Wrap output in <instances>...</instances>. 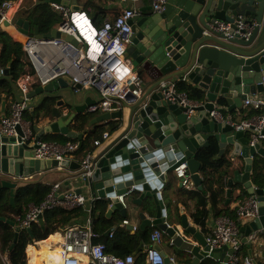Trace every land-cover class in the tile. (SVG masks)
I'll return each mask as SVG.
<instances>
[{
    "label": "water",
    "instance_id": "95a60500",
    "mask_svg": "<svg viewBox=\"0 0 264 264\" xmlns=\"http://www.w3.org/2000/svg\"><path fill=\"white\" fill-rule=\"evenodd\" d=\"M57 1L73 10L83 9L78 0ZM142 10V16L132 19L131 43L126 53L138 70L140 81L136 91L128 96L127 115L121 109L98 117V121L117 117L121 122L112 140L94 154V172L86 183L98 197L111 201L109 214L119 209L124 217L130 215L127 204L119 200L124 195L125 202L130 200V204L138 206L136 215L141 230L152 227L162 230L166 245L156 243L153 247L162 252L166 264H175L169 253L174 250L191 252L195 256L191 264H199L209 250L205 235L191 226L186 217L179 228L171 224V209L165 197L173 193L174 168L184 162L188 164L186 172L202 188L208 169L202 160L203 149L213 141L220 148L219 156L227 151L232 155L226 164L229 197L238 189L259 200L260 216L241 226L243 244H253L247 236L264 229V186L256 187L253 179L264 148L259 143L250 146L246 132L211 115L214 109L222 113L233 111L250 95H264V0H169L164 12L155 13L152 6ZM240 19L252 27L248 37L237 32L246 31L238 28ZM222 21L231 23L229 29H221ZM36 33L37 37L71 39L56 29L46 35L36 29ZM2 73L8 75L9 68L0 70V76ZM172 81H180L197 92L201 99L196 100L198 106L185 107L166 98L169 85L163 83ZM77 87L81 89L80 85ZM65 88L74 90L69 76L39 86L33 95L47 92L58 97ZM33 95L31 92L30 97ZM57 102L61 104L64 100ZM93 102L68 105L67 118L57 106L52 112L46 110L37 122H31V136L23 143L20 142L24 133L20 129L17 135L0 136V189H11L13 205L14 190L25 180H15L7 173L22 177L45 170L47 165L58 166L55 159L49 163L36 157V141L61 134L79 140L81 147L83 133L72 130L70 124L77 113L84 112ZM63 165L68 166L67 162ZM39 224H44L43 216ZM27 231L31 232V228ZM18 237L17 231L13 245ZM144 246L141 243L138 251ZM223 256L219 251L213 252L215 260L221 262Z\"/></svg>",
    "mask_w": 264,
    "mask_h": 264
},
{
    "label": "built area",
    "instance_id": "2783aa9c",
    "mask_svg": "<svg viewBox=\"0 0 264 264\" xmlns=\"http://www.w3.org/2000/svg\"><path fill=\"white\" fill-rule=\"evenodd\" d=\"M118 5L119 12L112 17L107 15L101 26H96L92 17L84 9L73 10L60 1L50 0V4L61 14V21L56 30L71 37H37L28 36L23 43L27 58L34 67V72L27 70L16 80L19 96L12 102L11 112L0 119V136L17 135L19 129L24 133L23 143L31 136L30 126L24 116L30 108V93L34 84L44 86L61 76L71 78V86L76 90L92 89L96 93L95 101L87 107L91 113H111L120 111L128 101L131 91H136L138 74L130 59L127 58V47L131 43L132 19L144 14L141 0H110ZM169 0H151L153 12L161 13L167 9ZM17 0H0V25L10 20V14L15 10ZM231 23L220 22L221 29H229ZM239 29L242 36L248 37L251 26L244 24L240 19ZM0 69L3 68L0 66ZM177 82L163 83L169 85L165 97L185 107L198 106V102L191 99L186 92L177 89ZM81 86V89L77 87ZM244 106L257 113L235 120L231 115L225 116L214 109L211 115L220 122L233 125L237 130L246 132L249 136V145H264V96L250 95L243 101ZM191 112V108H189ZM116 134L104 132L102 138L95 140V148L109 143ZM36 157L46 160H57L60 163L78 151L79 142L68 140L58 142L39 139L36 141ZM95 149L85 154L78 170V178L86 182L94 172L93 157ZM187 162L174 168V174L185 187H192L194 182L186 172ZM61 184H54L47 197L40 204H31L29 210L18 225L19 229L31 228L39 223L40 216L48 210L64 208L67 210L84 208L88 215L84 223H70L66 227L51 233L54 246L59 248L60 264H166L162 252L154 244L162 243L163 232L155 230L150 237L142 260L129 253L118 256L107 251L104 242L96 241L99 236L94 230V205L88 207V198L78 191L63 192ZM119 200L125 205V196ZM111 206V203H110ZM260 216V205L257 197H245L236 208V216L219 215L214 220V227L210 234L205 236L209 250L199 259V264L213 259V252L223 253V261L215 260L216 264H259L252 255L242 252L243 242L241 226ZM127 220L125 221V223ZM264 229L250 233L247 237L252 243H260L264 258ZM112 236V234H111ZM37 243V242H36ZM35 243V244H36ZM226 248V249H225ZM191 260L195 256L190 252ZM30 257L28 256V264ZM52 259V258H51ZM171 262L178 264L176 258L170 256ZM54 263V262H52ZM58 264V263H57Z\"/></svg>",
    "mask_w": 264,
    "mask_h": 264
},
{
    "label": "crops",
    "instance_id": "0c3cea01",
    "mask_svg": "<svg viewBox=\"0 0 264 264\" xmlns=\"http://www.w3.org/2000/svg\"><path fill=\"white\" fill-rule=\"evenodd\" d=\"M41 1L42 0H17L15 10H13L10 14V20L0 25V29L7 32L14 41L20 42L23 46L24 40L28 36H31V35L37 36L36 29L39 30V28L32 23V18L35 13V10L37 9V6L39 5V3H41ZM45 1H47V3L50 6V9H49L50 12L61 17L60 12L54 9L52 5L50 4V0H45ZM78 4L84 10H86L89 15H90L89 11L94 12L96 10L97 12H102L104 9V11L106 10V13H107L106 16L111 15L112 17H114L119 12V9H120L117 4L112 3L110 0H78ZM140 4H141V7L143 8L151 6V0H141ZM59 22H55L51 29L52 30L55 29ZM39 33H41L40 30H39ZM41 34L46 35V33H41ZM1 48L2 46L0 45V52H1ZM23 49H24V46H23ZM24 62L26 63V66H27V67L25 66V69L31 70V66L33 65L31 64L27 56L25 57ZM5 68H9V74L7 75L5 73H2V75L0 76V86H3L5 83L9 81V77L11 73L10 65H8V67H5ZM5 68H3L2 70H4ZM135 71L137 72V69H135ZM138 77H139V74H138ZM139 81L140 79H138V83ZM11 85H12V88L8 86L7 88H4V90H2L0 93V119L3 115L10 114L12 102L19 96L16 81L11 83ZM39 86H40L39 84L33 85L32 91H31L32 95L36 93L35 91ZM186 91L189 92V89H186L183 92H186ZM190 91L193 93V96L195 97L193 98L195 101L196 100L201 101V99L198 97L197 92L193 90H190ZM60 99L64 100V103L57 104L58 103L57 101L58 100L60 101ZM95 99H96V93L92 89H82L79 91H76L74 89L72 91L68 88H65L60 92V95L58 97L50 96L47 92L43 94H35L31 97L30 108L25 113L24 118L27 124L30 126L31 122H35V121L37 122L38 116L43 114L46 110H48V106L51 107L49 109L50 112H52L53 107L57 106V109L63 113L65 118H67L68 105L75 103L77 104V106H84L87 102L90 103V101L91 102L95 101ZM46 100H49L51 103L48 106L46 105L44 107L43 104L46 102ZM71 107H73V105H71ZM226 108H228V105L226 106ZM122 110L124 111L126 115L128 114L129 109L127 107V104L123 106ZM251 112H253V114L257 113L255 110L249 107H246L244 106V104H242L241 106H237L235 109H233V111L226 110L223 114L225 116L231 115L235 120L239 121L243 118L248 117V114ZM81 113H89L91 115V118L89 120L88 127H87L88 130L90 131H94L96 128L100 126H105L108 129L109 127L108 125L110 124V122H115V123L118 122V124L121 122V119L119 120L117 117H113L108 120L98 121V117L102 115L103 113H100V112L91 113L87 109H85L84 112L77 113V116ZM70 127L72 130L83 133V138H84L85 136L84 132L81 130H77L73 126V123L70 124ZM61 136H64V135L51 134V135H47L44 138L48 140H56L57 138H60ZM75 140L79 142V140L77 139ZM82 145H83V142H82ZM105 145L106 144H103L101 146H97L96 148H94L95 149L94 153L100 151ZM262 146L264 148V145ZM90 147H93V143L90 144ZM212 147H215L214 149L216 151L215 153L216 163H219L221 160H225L226 162V160H228L230 156L232 157V155H229L228 151L227 153L219 156L220 148L216 141H213L210 144V146H208L207 148L205 147L203 151H207L209 148H212ZM88 150L86 147L85 148H82V146L79 147L78 151H76L71 156H69L68 159L63 161V162H67L68 166L63 165V162L60 163L58 166H55L53 164L47 165L45 170H41L39 172H35L33 174H29L28 176H22V177L21 176L14 177V175L7 173L8 176L14 178L15 180L24 179L25 181L23 183H19L16 189L14 190L15 192V204L14 205L10 201V197H11L10 188H1L0 195L4 194V199L6 198L9 199L10 203L13 206H16L17 204L16 193L21 188H25L29 190L31 189L38 190L39 188L49 187L51 189L54 186V184H61L60 190L63 192H70V191L82 192L88 198V207L89 206L91 207V203L94 205L93 199L95 197H97V200L95 201L94 208H96L97 205L99 206L101 203L106 204L107 202H109L107 206V212L105 213V218L108 223H106V221L104 222L102 221L105 224L104 225L105 230L103 233H101L103 236L100 235L99 238H101L100 241L103 239L102 242L108 245V248L112 254L118 255L120 254L121 250H124L128 246V245L126 246L125 240L132 238L140 229L141 221L138 220V217L136 215L138 206L130 204V200H126V204L129 207V211H130L129 216L124 217L121 210L119 209H116L112 213L109 214L111 201H109L108 198L98 197L94 189L90 185L88 186L86 182H83L81 179H79L77 175L78 170L80 169L78 164H81V161ZM259 159L262 160V162H264L263 161L264 156H260ZM50 161L51 160H49V163ZM241 169L244 172L243 167ZM210 170H211V167H210ZM220 171L216 172V177H215V179L219 178L220 173L224 175L223 179H221L223 181L222 182L223 191L219 195L220 201L218 203V206L212 203V199H213L211 196L212 192L210 189L207 188V185H205L204 177H203L202 188H199V186H197L195 183L193 184L192 187H185L184 185H182V183L180 182V180L177 178V176L174 174V171H173V176H172L173 193H171L169 197H165V201L168 207L171 209V211L169 212V214L171 215L170 217L171 224L178 226L179 228L181 226L182 219L186 217L191 226L195 227L197 230H199L201 233L207 236L213 230L214 220L216 217L222 214L233 216V217L236 216L237 205L240 203L241 200H243L245 197L249 196L250 194H248L245 190L240 191L238 189H235L233 190L231 197H229L228 195L229 187L227 183L228 178H229V175H228L229 173H227L226 170L224 171L220 170ZM255 186L257 187L258 185H255ZM205 200L206 202L204 203ZM204 209L208 211V215L206 218L207 221H206L205 226L198 223L195 219V214L199 210H204ZM84 210L86 211L88 215V211L86 209ZM217 210H220L222 213H217ZM92 213L94 216V222L98 223V226L101 227V216L102 215L100 211L98 213V216L97 214H95L94 211ZM19 216L20 215H17L16 219H18ZM126 220L127 222L125 223ZM0 221L9 223L15 230V235L17 231L20 234L21 229H19L18 225L14 221L7 219V217L5 216H0ZM130 225H134V227H130ZM110 229L112 230L109 233H107ZM157 229L159 228L152 227L148 229L149 235H150L149 238L151 237L152 233H154L155 230ZM0 233H1V229H0ZM41 241L34 240L33 243H30L28 245L34 244L36 242L38 244ZM141 243H144L145 246L143 249H140L138 251ZM166 243H167V240L163 233L161 244L166 245ZM15 245H13L11 249H13ZM148 245L149 244L143 240L140 242L139 246L135 248V250L133 251V254L136 253V256L138 257L139 261L142 260V257L144 256V253ZM244 246L245 247L242 250L243 253H245V251H248V253H245V254L252 255L259 264H264L263 249L260 243H254L251 245L245 244ZM2 248H3L2 241L0 238V264H10V261H9L10 249L3 251ZM39 248L40 250H38V252L41 251L43 254L51 252L49 249H45L41 247L40 245H39ZM250 250H252L251 254H250ZM169 253L171 256L176 258V261L178 264H191L192 263V260H191L192 256L189 251L177 253L174 250V251H169ZM28 256L29 254L27 252V247H26V257H27L26 264H28ZM29 264H30V259H29Z\"/></svg>",
    "mask_w": 264,
    "mask_h": 264
},
{
    "label": "trees",
    "instance_id": "16d2710c",
    "mask_svg": "<svg viewBox=\"0 0 264 264\" xmlns=\"http://www.w3.org/2000/svg\"><path fill=\"white\" fill-rule=\"evenodd\" d=\"M2 1V0H1ZM50 6L47 3V1L42 0L41 3L37 6V9L35 10V13L32 18V23L37 26L41 33H50L52 31V27L55 22L61 21V17L58 15L50 12ZM90 15L93 18L94 23L96 26H101L105 16H106V10L102 12H97L96 10L94 12L89 11ZM33 36V35H32ZM0 45L2 46L1 52H0V66L5 68L10 65V77L9 81L5 83L3 86H0V93L4 88H7L8 86L12 88L11 83L15 82L17 78L27 71L25 69L26 63L24 62L25 57L27 56V53L25 49H23V46L20 42L14 41L11 36L5 32L4 30L0 29ZM11 62V64H10ZM27 67V66H26ZM34 72V67L31 66V70ZM11 81V82H10ZM177 89L179 91H185L188 89L186 85L182 82H177ZM185 89V90H184ZM186 93L189 95L191 99H194L193 93L189 90V92L186 91ZM194 97V98H193ZM51 102L49 100H46V102L43 104L44 107L49 105ZM51 107L48 106V112H50ZM226 111V110H225ZM224 111V112H225ZM253 112L249 113L248 116L252 115ZM91 118V115L89 113H81L77 116L76 120L73 122V126L77 130H81L84 132V138L82 140L83 145L82 148H87V152L94 150V142L97 139L102 138V135L104 132L108 131L111 133H114L118 129V122H110L108 125V129L105 126H100L96 128L94 131L88 130V123ZM45 139V138H44ZM48 140V139H45ZM68 140H75L71 138H67L65 136H61L60 138H57L56 140L52 141H58V142H66ZM76 141V140H75ZM93 143V147H90V144ZM215 147L209 148L207 151H204V155H202L203 163L207 166V171L204 174V183L207 185V188L211 190L212 192V203H214L216 206H218V203L220 201L219 195L223 191V184L222 180L223 176L222 173H220V177L215 179L216 172L222 170H226L227 173H229V170L226 167V164L228 160H221L219 163L215 162ZM261 162L260 166H257L255 168L254 172V182L258 186H264V162L259 159ZM264 161V160H263ZM225 166V167H224ZM211 167V170H210ZM221 172V171H220ZM218 182V183H217ZM220 183V185H219ZM49 187H43L39 188L38 190H29L25 188H21L16 193V200L17 204L16 206H13L9 199H4V194L0 195V216H5L7 219L14 221L17 225L20 223V219H23V217L26 215L27 211L29 210V207L31 204H40L42 201L45 200L48 193L50 192ZM219 198V199H218ZM206 200L204 201V203ZM109 202L101 203L99 206L97 205L96 208H94L95 214H97L100 211L101 213V227L98 226V223L94 222V230L95 232L100 236L101 233L104 232V221H106L105 213L107 212V206ZM217 213H222L220 210H217ZM20 215L18 219H16V216ZM208 215L207 210H199L195 214V219L198 223L205 226L206 225V218ZM224 215V214H222ZM87 213L83 208H75L71 210H67L64 208H56L53 210H48L45 212L43 218H44V224L41 225L39 223H34L31 226V232L27 230H21L18 241L13 249L11 247L13 246V241L15 238V230L13 227L7 223L0 221V238L2 241V249L3 251H6L7 249H10L9 252V261L10 264H26V247L28 244L33 243L34 240H45L48 238V235L51 233H54L58 230H61L62 228L66 227L70 223H84L86 220ZM103 221V222H102ZM106 223H108L106 221ZM97 236L95 238L96 241H100L101 238ZM103 236V235H102ZM149 231L148 230H141L139 231L130 239L125 240L126 241V248L124 250L120 251V256H124L129 253H133L135 248H137L141 241H145L146 243H150L149 238ZM50 237V236H49ZM103 239L101 240V242ZM106 244V243H105ZM107 245V244H106ZM245 244H243L242 250L244 249ZM107 251L111 253V251L108 248L107 245ZM245 253H248V251H245ZM244 253V254H245ZM217 262L214 259L207 260L204 264H216Z\"/></svg>",
    "mask_w": 264,
    "mask_h": 264
},
{
    "label": "bare ground",
    "instance_id": "6f19581e",
    "mask_svg": "<svg viewBox=\"0 0 264 264\" xmlns=\"http://www.w3.org/2000/svg\"><path fill=\"white\" fill-rule=\"evenodd\" d=\"M52 239L53 237H50L38 243L41 247L49 249L51 251L49 253L43 254L41 251L38 252L36 247H34V245L32 244L28 246V254L29 257H31L30 262L32 264H60L61 259L59 254V248H57V246H54V244L51 243Z\"/></svg>",
    "mask_w": 264,
    "mask_h": 264
},
{
    "label": "rangeland",
    "instance_id": "374dc122",
    "mask_svg": "<svg viewBox=\"0 0 264 264\" xmlns=\"http://www.w3.org/2000/svg\"><path fill=\"white\" fill-rule=\"evenodd\" d=\"M137 72H138V70H137ZM139 74V73H138ZM32 245H34V244H32ZM29 246V245H28ZM28 246H27V248H28ZM34 247H36V249L37 250H40V248L39 247H37V246H34ZM166 247V246H165ZM27 252H28V249H27ZM31 258V257H30ZM31 263V262H30ZM32 264V263H31Z\"/></svg>",
    "mask_w": 264,
    "mask_h": 264
},
{
    "label": "flooded vegetation",
    "instance_id": "af4514ba",
    "mask_svg": "<svg viewBox=\"0 0 264 264\" xmlns=\"http://www.w3.org/2000/svg\"><path fill=\"white\" fill-rule=\"evenodd\" d=\"M34 246H37V247H39V244H37V243L35 244V243H34Z\"/></svg>",
    "mask_w": 264,
    "mask_h": 264
},
{
    "label": "clouds",
    "instance_id": "9594fccd",
    "mask_svg": "<svg viewBox=\"0 0 264 264\" xmlns=\"http://www.w3.org/2000/svg\"><path fill=\"white\" fill-rule=\"evenodd\" d=\"M37 241H39V240H37ZM171 256V255H170ZM214 259V258H213ZM215 260V259H214Z\"/></svg>",
    "mask_w": 264,
    "mask_h": 264
}]
</instances>
